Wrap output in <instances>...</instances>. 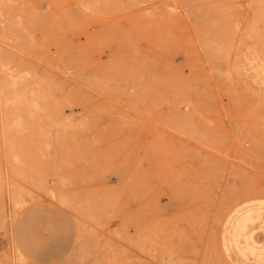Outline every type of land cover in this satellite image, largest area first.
<instances>
[{
    "label": "rangeland",
    "instance_id": "374dc122",
    "mask_svg": "<svg viewBox=\"0 0 264 264\" xmlns=\"http://www.w3.org/2000/svg\"><path fill=\"white\" fill-rule=\"evenodd\" d=\"M256 210L264 0H0V264H242Z\"/></svg>",
    "mask_w": 264,
    "mask_h": 264
},
{
    "label": "crops",
    "instance_id": "0c3cea01",
    "mask_svg": "<svg viewBox=\"0 0 264 264\" xmlns=\"http://www.w3.org/2000/svg\"><path fill=\"white\" fill-rule=\"evenodd\" d=\"M264 210L250 211L241 215L233 224L229 244L234 257L242 264H259L264 261V239L255 243L257 234L255 222L262 219ZM259 228L264 232V224Z\"/></svg>",
    "mask_w": 264,
    "mask_h": 264
},
{
    "label": "bare ground",
    "instance_id": "6f19581e",
    "mask_svg": "<svg viewBox=\"0 0 264 264\" xmlns=\"http://www.w3.org/2000/svg\"><path fill=\"white\" fill-rule=\"evenodd\" d=\"M20 206H22V204Z\"/></svg>",
    "mask_w": 264,
    "mask_h": 264
}]
</instances>
